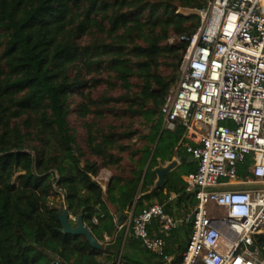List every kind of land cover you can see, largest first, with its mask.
<instances>
[{"label": "trees", "instance_id": "16d2710c", "mask_svg": "<svg viewBox=\"0 0 264 264\" xmlns=\"http://www.w3.org/2000/svg\"><path fill=\"white\" fill-rule=\"evenodd\" d=\"M209 1L0 0V264H113L119 256L121 264H169L114 218L135 203L139 215L154 194L168 213L173 204H196L183 179L197 170L190 163L162 190L137 197L153 185L159 159L188 154L185 128L164 129L162 108L201 25L195 12ZM118 88L124 93L110 96ZM136 137L139 149L130 145ZM102 169L114 174L106 190L96 180ZM55 196L71 216H83L102 250L61 231ZM189 231L163 236L173 264L182 262ZM255 240L264 248V235Z\"/></svg>", "mask_w": 264, "mask_h": 264}, {"label": "built area", "instance_id": "2783aa9c", "mask_svg": "<svg viewBox=\"0 0 264 264\" xmlns=\"http://www.w3.org/2000/svg\"><path fill=\"white\" fill-rule=\"evenodd\" d=\"M196 13L201 25L162 108L164 129L186 130L197 170L185 182L196 204L182 215L154 204L114 222L169 264L163 236L182 227L190 233L180 264H264L255 245L264 235V0H210Z\"/></svg>", "mask_w": 264, "mask_h": 264}, {"label": "water", "instance_id": "95a60500", "mask_svg": "<svg viewBox=\"0 0 264 264\" xmlns=\"http://www.w3.org/2000/svg\"><path fill=\"white\" fill-rule=\"evenodd\" d=\"M187 161H194V158L193 157H182L180 159L173 158L171 161H167V162H162V160L159 159L158 166H156L153 169V173L156 176V180L154 184L149 187L148 191L146 192V195L153 194L163 189L166 185L167 177L176 170H178V168L182 163H185ZM250 187H255V186H250ZM229 188L233 190H239L242 189L243 187L231 186ZM126 219H127L126 215L121 216V224L124 221H126ZM59 220L62 224L61 231L64 234L83 235L87 238V241L95 250L99 251L103 249V244L95 238L92 231L87 227L82 215L78 216L75 219L73 216L69 214L68 210L62 204L59 208ZM252 249L254 248L252 247Z\"/></svg>", "mask_w": 264, "mask_h": 264}, {"label": "rangeland", "instance_id": "374dc122", "mask_svg": "<svg viewBox=\"0 0 264 264\" xmlns=\"http://www.w3.org/2000/svg\"><path fill=\"white\" fill-rule=\"evenodd\" d=\"M191 13H194V11H185V10H181L180 11V14H184V15H189ZM196 13V12H195ZM173 41V40H172ZM107 90V87L105 84L103 85H100L96 90L93 91V97L94 98H97L99 95L103 94L105 91ZM122 93H124V90L118 88L117 90L115 91H112L110 93V96H114V97H117V96H120ZM70 120L72 122V125L73 127L75 128V130L78 132V137L80 139V142L82 143V146H83V141L85 139V131L84 129L81 127V125L79 124V122L77 121L75 115H71L70 116ZM141 124H137V129H141V130H145V128L142 126L140 127ZM136 144V148H141L144 146V143L139 141L138 137L134 138V140L130 143V145H135ZM184 153L186 152L185 149H184V146L182 147L181 149ZM124 165L126 167H131V161L128 159V157L126 156L125 157V160H124ZM185 177L186 176H183V179L185 180ZM162 190V189H161ZM157 197L156 194L153 195V198L151 199V202H153V200ZM60 199L61 197H58V196H55L52 198V202L55 204V205H59L60 207ZM180 237H181V240H184L186 238V235L185 233L183 234H180Z\"/></svg>", "mask_w": 264, "mask_h": 264}, {"label": "crops", "instance_id": "0c3cea01", "mask_svg": "<svg viewBox=\"0 0 264 264\" xmlns=\"http://www.w3.org/2000/svg\"><path fill=\"white\" fill-rule=\"evenodd\" d=\"M185 149V148H184ZM182 157H191L190 155H181V156H179L178 155V153H176L175 154V156L173 157V158H178V159H180V158H182ZM185 163H190V164H193L194 166H197V162L196 161H187V162H185ZM185 163H182L181 165H180V167L178 168V170H176V171H178V172H180L181 171V166L183 165V164H185ZM113 172L112 171H110V170H108V169H102L101 171H100V173H99V175L97 176V178H96V180L103 186V189L104 190H106V188L111 184V182H112V179H113ZM155 180H156V176H155ZM155 180H154V182H155ZM154 184V183H153ZM160 191V190H159ZM144 195H146V192L145 193H141V194H139V196L137 197V201L138 200H140V198L142 197V196H144ZM170 199H173L172 201H170ZM176 200V196L175 195H171L170 197H169V202H174ZM136 204L137 203H135V205L133 206V208L132 209H130L129 211L127 210V211H125V213H118V215H115V218L116 217H121V216H123V215H126L127 216V218L129 217L130 218V213L131 212H135V207H136ZM154 204H160L159 203V201H158V198L156 197L154 200H153V205ZM190 204V201L189 202H187L186 204H183V206L179 209L177 206H175L174 207V204H173V207H172V213H170L171 215H182L181 213H182V211H184L186 208H189L188 207V205ZM143 205L144 206H147V205H149V203H148V201H144L143 202ZM192 205H194V204H192ZM126 221H127V219H126ZM166 252V251H165ZM166 254V253H165ZM175 256H176V254L175 255H171V256H168V257H170V258H172V259H174L175 258Z\"/></svg>", "mask_w": 264, "mask_h": 264}, {"label": "clouds", "instance_id": "9594fccd", "mask_svg": "<svg viewBox=\"0 0 264 264\" xmlns=\"http://www.w3.org/2000/svg\"><path fill=\"white\" fill-rule=\"evenodd\" d=\"M77 218V217H76Z\"/></svg>", "mask_w": 264, "mask_h": 264}]
</instances>
